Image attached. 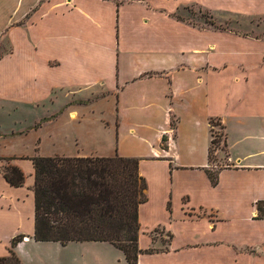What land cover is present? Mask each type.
Instances as JSON below:
<instances>
[{
	"label": "crops",
	"instance_id": "obj_1",
	"mask_svg": "<svg viewBox=\"0 0 264 264\" xmlns=\"http://www.w3.org/2000/svg\"><path fill=\"white\" fill-rule=\"evenodd\" d=\"M191 4L215 12L196 0H0V158L33 175L34 200L28 157H135L147 181L139 246L160 249L138 264H264V37L193 24L179 15ZM222 10L263 15L264 0ZM213 119L227 142L214 168ZM55 123L74 127L73 147L36 154ZM206 168H219L216 185ZM25 185L0 172V256L30 237ZM56 244L72 250L64 264H128L108 242Z\"/></svg>",
	"mask_w": 264,
	"mask_h": 264
},
{
	"label": "trees",
	"instance_id": "obj_2",
	"mask_svg": "<svg viewBox=\"0 0 264 264\" xmlns=\"http://www.w3.org/2000/svg\"><path fill=\"white\" fill-rule=\"evenodd\" d=\"M216 143L217 138L212 134L211 163L217 162V156L213 157ZM223 144L226 148L225 133ZM13 159L0 158L6 163L0 172L10 185L21 186L26 176L12 163ZM28 159L34 167L33 237L36 241H55L62 245L72 241L108 242L124 253L128 264H138L141 253L160 251L155 247L143 250L139 246V207L147 200V181L139 172L137 158L35 155ZM205 171L216 185L219 168ZM257 209L259 216L264 217V201L257 202ZM168 236L170 239L171 234ZM22 240V235L11 240L9 253L0 256V264H23L14 250Z\"/></svg>",
	"mask_w": 264,
	"mask_h": 264
},
{
	"label": "rangeland",
	"instance_id": "obj_3",
	"mask_svg": "<svg viewBox=\"0 0 264 264\" xmlns=\"http://www.w3.org/2000/svg\"><path fill=\"white\" fill-rule=\"evenodd\" d=\"M182 1H193V0H182ZM206 6L213 8L215 12L223 13L222 6L224 3L229 2L230 0H196ZM224 8V7H223ZM222 11V12H221ZM208 8L201 7L196 4H191L186 7L184 12H180L179 15L184 16L191 23L196 25H206L208 28L216 29H226L239 32L241 35L249 36H260L264 37V14L263 15H222L215 13ZM227 36H216L215 40L217 41H227ZM8 50V41L5 37H0V55L3 52ZM212 134L217 138V147L213 157H216L218 164H220V157L226 159V148L223 144V126L218 119L212 120ZM98 131V130H97ZM41 134L42 143H40V152L37 153H46L51 154L56 152V150L66 151L71 147L75 142L74 127L72 126H60L57 123L46 125L45 128H42L37 132ZM66 140V141H65ZM27 144H30L31 151L35 153L36 147H39L38 138H35L31 134L30 138L26 140ZM71 146H70V145ZM73 147V146H72ZM215 155V156H214ZM222 158V159H223ZM226 161V160H225ZM225 163V162H224ZM5 162H0V169L5 165ZM215 162H212V167H215ZM32 167V166H31ZM33 182V175L26 174V185L24 183V188L26 190V196L29 197L25 199V216H26V234L30 237L29 239L24 240V245H21L19 248V254L23 264H64L65 260L72 256V250H63L55 241H36L32 236V217L28 216L33 215L34 200L32 193H28V186ZM29 183V184H28ZM156 240H161L164 242L165 246L169 241L168 234L161 228L152 234ZM162 242V243H163ZM61 244V243H60ZM164 246V245H163ZM16 250V249H15Z\"/></svg>",
	"mask_w": 264,
	"mask_h": 264
}]
</instances>
